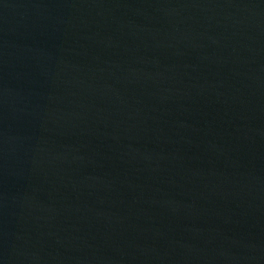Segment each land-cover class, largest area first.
<instances>
[{"label": "water", "instance_id": "1", "mask_svg": "<svg viewBox=\"0 0 264 264\" xmlns=\"http://www.w3.org/2000/svg\"><path fill=\"white\" fill-rule=\"evenodd\" d=\"M0 264H264V0H0Z\"/></svg>", "mask_w": 264, "mask_h": 264}]
</instances>
